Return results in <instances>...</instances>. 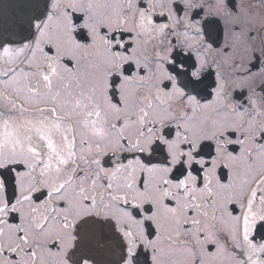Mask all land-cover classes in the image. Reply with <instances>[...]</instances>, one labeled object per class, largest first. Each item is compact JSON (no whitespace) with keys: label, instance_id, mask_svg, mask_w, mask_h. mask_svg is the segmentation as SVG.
<instances>
[{"label":"snow or ice","instance_id":"6c2138e0","mask_svg":"<svg viewBox=\"0 0 264 264\" xmlns=\"http://www.w3.org/2000/svg\"><path fill=\"white\" fill-rule=\"evenodd\" d=\"M0 264H264V0H0Z\"/></svg>","mask_w":264,"mask_h":264},{"label":"flooded vegetation","instance_id":"af4514ba","mask_svg":"<svg viewBox=\"0 0 264 264\" xmlns=\"http://www.w3.org/2000/svg\"><path fill=\"white\" fill-rule=\"evenodd\" d=\"M3 3L6 5V4L10 3V0H3Z\"/></svg>","mask_w":264,"mask_h":264}]
</instances>
